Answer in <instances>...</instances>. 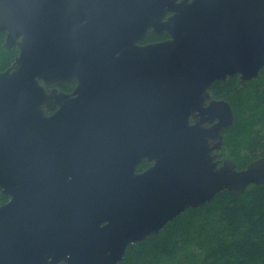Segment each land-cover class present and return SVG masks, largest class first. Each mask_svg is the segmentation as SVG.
Returning a JSON list of instances; mask_svg holds the SVG:
<instances>
[{
    "label": "water",
    "instance_id": "obj_1",
    "mask_svg": "<svg viewBox=\"0 0 264 264\" xmlns=\"http://www.w3.org/2000/svg\"><path fill=\"white\" fill-rule=\"evenodd\" d=\"M149 28L170 38L141 45ZM1 32L19 52L0 72V264H119L264 185V155L216 160L234 112L210 91L264 70V0H0Z\"/></svg>",
    "mask_w": 264,
    "mask_h": 264
},
{
    "label": "trees",
    "instance_id": "obj_2",
    "mask_svg": "<svg viewBox=\"0 0 264 264\" xmlns=\"http://www.w3.org/2000/svg\"><path fill=\"white\" fill-rule=\"evenodd\" d=\"M0 33V72L8 69L18 48L7 49ZM164 38L150 34V38ZM76 81L59 85L72 92ZM212 92L229 102L234 122L223 131V153L246 167L264 155V70L240 84L238 76L215 81ZM8 200L0 191V205ZM63 264V263H61ZM119 264H264V185L242 194L218 192L209 202L178 214L157 234L127 247Z\"/></svg>",
    "mask_w": 264,
    "mask_h": 264
},
{
    "label": "flooded vegetation",
    "instance_id": "obj_3",
    "mask_svg": "<svg viewBox=\"0 0 264 264\" xmlns=\"http://www.w3.org/2000/svg\"><path fill=\"white\" fill-rule=\"evenodd\" d=\"M168 15H170V13L168 14ZM167 15V16H168ZM167 16L165 17V19H167ZM163 33H166V37H162V38H156V39H152V38H150V34H152V35H156V36H158V37H160L161 35H163ZM168 38H170V36H169V34L167 33V32H161V33H157L155 30H154V28H149V30H148V33H147V35L144 37V39L143 40H141V41H139L138 43H140L141 45H146V44H151V43H158V42H160V41H163V40H165V39H168ZM62 84V83H61ZM76 84H77V82H76ZM76 84H75V87H76ZM60 85V84H59ZM59 85H58V88H59ZM75 89V88H74ZM73 89V90H74ZM212 86L210 87V91H211V93H212V98H211V100H224V99H221V98H217V97H215L214 96V93L212 92ZM62 91V90H61ZM64 92V91H63ZM73 92V91H72ZM66 93H70V92H66ZM211 100H208L207 101V104L206 105H209L210 103H211ZM191 122H195V119L194 118H192V121ZM210 125V124H209ZM222 149H223V144H222V147L220 148V149H218V150H214V154H216V160H219L220 161V163L222 164L223 163V161L225 160V159H227V157L226 156H224V153H223V151H222ZM152 163L151 162H148V161H144V162H142L140 165H139V167H138V171H144V170H146L148 167H150V165H151ZM9 201V197H8V200L6 201V202H8ZM5 202V203H6ZM5 203H3V204H5Z\"/></svg>",
    "mask_w": 264,
    "mask_h": 264
}]
</instances>
